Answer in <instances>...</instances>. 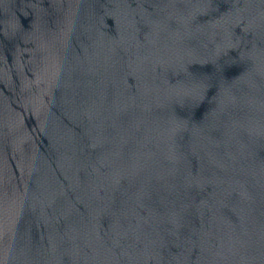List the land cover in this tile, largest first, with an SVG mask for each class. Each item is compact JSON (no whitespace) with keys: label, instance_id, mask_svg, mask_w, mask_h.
Here are the masks:
<instances>
[{"label":"water","instance_id":"water-1","mask_svg":"<svg viewBox=\"0 0 264 264\" xmlns=\"http://www.w3.org/2000/svg\"><path fill=\"white\" fill-rule=\"evenodd\" d=\"M0 264H264V0H0Z\"/></svg>","mask_w":264,"mask_h":264}]
</instances>
